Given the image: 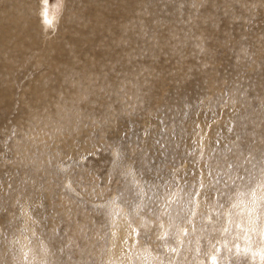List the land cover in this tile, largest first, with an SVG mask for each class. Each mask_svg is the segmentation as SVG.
I'll list each match as a JSON object with an SVG mask.
<instances>
[{
  "label": "rangeland",
  "instance_id": "rangeland-1",
  "mask_svg": "<svg viewBox=\"0 0 264 264\" xmlns=\"http://www.w3.org/2000/svg\"><path fill=\"white\" fill-rule=\"evenodd\" d=\"M38 2V43L0 51V264H264V0H133L134 45L108 14L59 70L79 7Z\"/></svg>",
  "mask_w": 264,
  "mask_h": 264
},
{
  "label": "bare ground",
  "instance_id": "bare-ground-1",
  "mask_svg": "<svg viewBox=\"0 0 264 264\" xmlns=\"http://www.w3.org/2000/svg\"><path fill=\"white\" fill-rule=\"evenodd\" d=\"M37 0H0V51L2 50L6 55L7 54H9L8 56L10 57V53H17V54H19V52H20V54L22 53V54H24V52H25V50H23V46H24V44L27 42V40H32L33 42H36V44L38 43V35H37V31L36 30H34V29H36L37 27L35 26V28H33V22L31 23V15H30V12H34V8H35V2H36ZM42 0H39V2H38V4H39V6L37 7V9L39 8V9H41V8H43L42 6H44V4L42 5V2H41ZM44 1H46V0H44ZM60 1V0H59ZM65 1H67V0H65ZM237 1V0H236ZM252 1V0H251ZM74 2L76 3L74 6H77V7H79L78 9H76V11L77 12H73V11H71L70 10V8L72 7V4H70V2H68L69 3V5L68 6H66L65 7V9H63L62 8V10L61 11H63V12H65L63 15H64V17H62V18H64V20H62V25L60 26L61 27V30L59 31V32H57L58 33V36H57V42L54 44V42H52L53 44H50L49 46H46L45 48H48V50H46V52L45 53H43L42 52V50H41V52H40V54L41 53H43V54H45V55H47V56H50L51 57V55H55V58L56 59H54V60H56L57 62H58V69H55L57 66H56V64L53 66V69H55V70H59V64H61V63H63V62H68L69 60L68 59H66L65 61H60V59H63V58H66V56H68L67 58H73L74 59V57H76V56H79V55H87V54H89V50H87V49H82L81 47H80V44H82V43H85L90 37H92V38H97L98 36H97V33H96V30H102L103 28V25H105L106 24V18L108 17V14L109 15H113L116 19L114 20V17L112 16H109L110 17V19L112 18L114 21H116V22H118V23H120L121 25H124L125 27V29H121V28H123L122 26H120V25H115V23H114V21H112L113 22V24H114V31L116 32L115 34H111V36H115L117 39H114V38H111L110 37V35L108 34V35H106V36H102L101 37V39H103L104 40V38H110V40L112 41V40H115V41H119L120 42V40H125V39H128V45L129 44H132V45H134V43L136 42L135 41V34H136V28L138 27L137 25H138V23H137V19H138V17L136 16V14H135V12H138V11H136V9L137 8H134V3H133V0H74ZM134 2H136V1H134ZM146 2V1H145ZM144 2V3H145ZM60 3H62V2H60ZM138 3V2H137ZM139 3H140V1H139ZM142 3H143V1H142ZM236 3V2H235ZM246 3H248V2H246ZM47 4V3H46ZM59 4V3H58ZM42 5V6H41ZM135 5H137L136 3H135ZM48 6H50L49 4H48ZM60 6H62V5H60ZM73 6V7H74ZM142 6V5H141ZM111 7L112 8H115V11L116 12H112L111 11ZM242 7V6H241ZM140 8V7H139ZM53 9H54V7H53ZM55 9H56V7H55ZM57 9H58V7H57ZM135 9V10H134ZM146 9H147V7H146ZM148 9H150L149 7H148ZM46 10V9H45ZM50 10H51V7H50ZM110 11V12H109ZM125 11H129V12H125ZM148 11V10H147ZM39 11H37L36 12V14L38 13ZM49 12V11H48ZM112 12V13H111ZM143 12V11H142ZM142 12H140L141 14H143ZM27 13V14H26ZM227 14H228V12H227ZM122 15H123V17H122ZM145 15V14H144ZM226 15V14H225ZM229 15V14H228ZM227 15V16H228ZM140 16H143V15H140ZM147 16V15H146ZM223 16V15H222ZM227 16H224V17H227ZM50 17V16H49ZM51 17H53V15L51 16ZM111 19V20H112ZM144 19V18H143ZM34 20V19H33ZM32 20V21H33ZM59 20H61V18L59 19ZM145 20V19H144ZM235 20V19H234ZM139 21V20H138ZM147 21V20H146ZM236 21V20H235ZM107 22H109V21H107ZM111 22V21H110ZM222 22V21H221ZM38 24V23H37ZM60 24V23H59ZM140 25V24H139ZM238 25V24H237ZM197 26V25H196ZM200 26V25H199ZM117 27H119V28H117ZM198 27V26H197ZM239 27V26H238ZM237 27V28H238ZM199 28V27H198ZM183 29V28H182ZM194 29H196V28H194ZM205 29V28H204ZM246 29V28H245ZM37 30H38V28H37ZM179 30H180V28H179ZM200 30V29H199ZM180 32V31H179ZM183 32V31H182ZM192 32V31H191ZM190 33V32H189ZM197 33V32H196ZM54 34V33H53ZM139 34H140V32H139ZM176 34H177V32H176ZM179 35L181 34V32L180 33H178ZM183 34V33H182ZM185 34H186V32H185ZM184 35V34H183ZM182 35V36H183ZM138 36L139 35H137V38H138ZM162 36V35H161ZM181 36V35H180ZM179 36V37H180ZM185 36V35H184ZM171 37H172V35H171ZM171 37L169 36V39H171ZM175 38L176 37H178V36H174ZM186 37V36H185ZM51 38V37H50ZM94 38V39H95ZM99 38V37H98ZM136 38V39H137ZM235 38V37H234ZM44 39H46L45 37H44ZM168 39V38H167ZM168 39V40H169ZM182 39H184V38H182ZM47 40V39H46ZM50 40H52V39H50ZM123 40V41H124ZM155 40V39H154ZM166 40V39H165ZM172 40V39H171ZM232 40V39H231ZM31 41V42H32ZM55 41V40H54ZM143 41V40H142ZM145 41V40H144ZM173 41V40H172ZM30 42V43H31ZM41 42H42V39H41ZM106 42V41H105ZM140 42V41H139ZM138 42V43H139ZM151 42V41H150ZM246 42V41H245ZM40 43V42H39ZM109 43V42H108ZM113 43L114 42H112V45H113ZM123 43V42H122ZM68 44H70V45H72V47H69L68 46ZM125 44V43H124ZM137 44V43H136ZM203 44V43H202ZM244 44V43H243ZM247 44V43H246ZM31 45V44H30ZM30 45H29V47H30ZM132 45H130V47L127 49V50H124L125 52V55L127 56V57H131V55H134L135 54V52H134V54H133V52H132ZM114 46V45H113ZM112 46V47H113ZM118 46V45H117ZM121 46V45H120ZM192 46V45H191ZM42 47V46H41ZM119 47V46H118ZM203 47V46H202ZM248 47V46H247ZM34 49V47L32 46L31 47V49ZM44 48V47H43ZM142 48V47H141ZM240 48V47H239ZM261 48V47H260ZM27 49H28V47H27ZM133 49L135 50V47H133ZM207 49V48H206ZM235 49V48H234ZM237 49V48H236ZM202 50V49H201ZM240 50V49H239ZM39 51V50H38ZM107 51H109V49H107ZM237 51V50H236ZM113 52V51H112ZM112 52H110V53H112ZM118 52H119V49H118ZM26 53H28L27 52V50H26ZM109 53V54H110ZM120 53H121V51H120ZM119 53V54H120ZM34 54V53H33ZM40 54H38L39 56H40ZM25 55V54H24ZM136 55V54H135ZM26 56V55H25ZM34 56V55H33ZM38 56V57H39ZM46 56V57H47ZM109 56V55H108ZM125 56V57H126ZM36 57V56H35ZM45 57V56H44ZM118 57H120V56H118ZM117 57V58H118ZM11 58V57H10ZM26 58V57H25ZM24 58V59H25ZM41 58V57H40ZM43 58V57H42ZM48 58V57H47ZM82 58V57H81ZM111 58V57H110ZM122 58H124V56L122 57ZM12 59V58H11ZM10 59V60H11ZM34 59V58H33ZM49 59V58H48ZM125 59H127V58H125ZM133 59V58H132ZM9 60V61H10ZM14 60V59H13ZM40 61H41V59H39ZM38 60V58H37V61H39ZM78 60V59H77ZM119 60H120V58H119ZM118 60V61H119ZM5 61H7V60H5ZM24 61V60H23ZM106 61V60H105ZM115 61H117V60H115ZM117 61V62H118ZM129 61V60H128ZM70 62V61H69ZM110 62V61H109ZM122 62V61H121ZM3 63H4V61H3ZM41 63V62H40ZM39 63V64H40ZM54 63V62H53ZM70 63H72V62H70ZM74 63V62H73ZM115 63V62H114ZM13 64H15V63H12V65ZM43 64V63H42ZM42 64H40V66L42 65ZM45 64V63H44ZM110 64V63H109ZM113 64V63H112ZM126 64V63H125ZM10 65V64H9ZM12 65H10L11 67H12ZM111 65V64H110ZM109 65V66H110ZM116 65V64H115ZM118 65V64H117ZM130 65V64H129ZM10 66H8V67H10ZM29 66V65H28ZM45 66V65H44ZM48 66V65H47ZM51 67H52V65H50ZM126 66V65H125ZM124 66V67H125ZM15 67V66H14ZM49 67V66H48ZM133 68V67H132ZM202 68V67H201ZM12 69V68H11ZM51 69V68H50ZM81 69V68H80ZM117 69V68H116ZM27 70V69H26ZM119 70V69H118ZM135 70V69H134ZM6 71V70H5ZM4 71V72H5ZM12 71V70H11ZM14 71V70H13ZM51 71V70H50ZM80 71V70H79ZM124 71V70H123ZM137 71V70H136ZM74 72V71H73ZM104 72V71H103ZM102 72V73H103ZM80 73V72H79ZM109 73V72H108ZM113 73V72H112ZM133 73V72H132ZM6 74V73H5ZM9 74H11L12 75V73H9ZM17 74H18V72H17ZM25 75H26V72L24 73ZM54 74V73H53ZM125 74V73H124ZM134 74H136V73H134ZM7 76H8V73L6 74ZM57 75V74H56ZM58 75H59V72H58ZM72 75V74H71ZM106 75H107V73H106ZM106 75H105V77H106ZM111 75V74H110ZM64 76H66V75H64ZM74 76H75V74H74ZM81 76V75H80ZM80 76H78V77H80ZM112 76V75H111ZM26 77H28V76H26ZM53 77V76H52ZM58 77V76H57ZM56 77V78H57ZM69 77V76H68ZM97 77H99L100 78V75L99 76H97ZM104 77V78H105ZM7 78H9V77H7ZM51 78V77H50ZM55 78V79H56ZM98 78V79H99ZM112 78V77H111ZM62 79V78H61ZM65 79H67V78H65ZM70 79V78H69ZM73 79H76V78H73ZM93 79V78H92ZM101 79V78H100ZM99 79V80H100ZM113 79V78H112ZM9 80H11V79H9ZM33 80V79H32ZM39 80H40V78H39ZM60 80V79H59ZM68 80V79H67ZM104 80V79H103ZM122 80V79H121ZM101 81H102V79H101ZM112 81V80H111ZM115 81V80H114ZM59 82V81H58ZM207 82V81H206ZM205 82V83H206ZM37 83V82H36ZM63 83V82H62ZM112 83V82H111ZM35 84V83H34ZM80 84V82L79 83H77L76 85H75V87L77 86V85H79ZM100 84V83H99ZM98 84V85H99ZM125 84V83H124ZM208 84V83H207ZM212 84V83H211ZM60 85H63V84H60ZM83 85V84H82ZM82 85H80L79 87H83ZM91 85V84H90ZM100 85H102V84H100ZM215 85V84H214ZM210 86V85H209ZM208 86V87H209ZM29 87V86H28ZM86 87V86H85ZM85 87H83V89L85 88ZM102 88H104L103 87V85L101 86ZM71 88H73V87H71ZM210 88V87H209ZM217 88V87H216ZM32 89V88H31ZM63 89V88H62ZM61 89V90H62ZM75 89V88H74ZM81 89V88H80ZM82 89V90H83ZM106 89V88H105ZM94 91H95V89H93ZM92 90V91H93ZM237 90V89H236ZM63 91V90H62ZM64 91H65V89H64ZM79 91V90H78ZM87 90H85L84 89V92H86ZM92 91H90V92H92ZM97 91V90H96ZM100 91V90H99ZM38 92H41L40 90L38 91ZM61 92V91H60ZM33 93H37V92H33ZM39 94V93H38ZM91 94H93V93H91ZM40 96H41V94H39ZM42 95H43V93H42ZM83 95V94H82ZM86 95V94H85ZM90 95V94H89ZM94 95V94H93ZM99 95V94H98ZM38 96V95H37ZM66 96H68V95H66ZM76 97H77V95H75ZM52 97V96H51ZM79 97V96H78ZM93 97V96H92ZM41 98V97H40ZM66 98H68V97H66ZM74 98V97H73ZM91 98V97H90ZM44 99V98H43ZM43 99H42V101H43ZM54 99V98H53ZM58 99V98H57ZM63 99H65V98H63ZM62 99V100H63ZM75 99V98H74ZM80 99V98H79ZM68 101H70V100H68ZM68 101H67V106H68ZM81 101V100H80ZM64 102H65V100H64ZM74 102V101H73ZM91 102V101H90ZM98 102V101H97ZM46 103V102H45ZM91 104H93V101H92V103ZM94 104H96L95 102H94ZM74 105V104H73ZM73 105H71V106H73ZM70 106V105H69ZM229 106V105H228ZM49 117V116H48ZM46 121H48V119H46ZM205 126V125H204ZM39 128V127H38ZM202 128V127H201ZM199 130V129H198ZM205 129H202V130H200V131H204ZM214 131V130H213ZM205 132V131H204ZM216 132V131H215ZM202 134V133H201ZM200 134V135H201ZM199 135V131H198V134H197V136ZM200 135H199V137H200ZM204 137L206 136V134H204L203 135ZM195 140V139H194ZM201 144H204V138L203 137H200V141H199ZM255 144H257L258 145V143H255ZM259 145H261V144H259ZM263 145V144H262ZM203 146V145H202ZM206 146V145H205ZM256 146V145H255ZM261 147V146H260ZM256 148H259L258 146L256 147ZM264 148V147H263ZM263 157V156H262ZM209 158V157H208ZM211 158V157H210ZM264 162V161H263ZM211 170V169H210ZM206 174H208V173H206ZM210 176V175H209ZM211 177L212 178H214V176H210V178H209V180L211 179ZM200 178V177H199ZM193 179V178H192ZM202 179H204L203 177H202ZM202 179H201V181H202ZM197 181H198V179H197ZM210 181H212V180H210ZM232 181V180H231ZM213 182V181H212ZM211 182V183H212ZM218 183V182H217ZM233 183V182H232ZM221 187V186H220ZM217 189H218V187H217ZM227 189V188H226ZM231 189V188H230ZM198 190V189H197ZM215 191V190H214ZM217 191V190H216ZM219 191H221V189L219 190ZM171 193V192H170ZM187 193V192H186ZM179 194V193H178ZM189 194V193H188ZM204 194V193H203ZM171 196V195H170ZM167 197V196H166ZM169 197V196H168ZM172 198V197H171ZM176 198V197H175ZM168 199V198H167ZM173 199V198H172ZM213 200V199H212ZM192 201V200H191ZM197 201V200H196ZM200 201V200H199ZM199 201H197V202H199ZM210 201V200H209ZM196 202V203H197ZM213 202V201H212ZM192 203H194V201H192ZM195 203V204H196ZM167 204V203H166ZM194 204V205H195ZM199 204H200V202H199ZM212 204V203H211ZM168 205V204H167ZM170 205V204H169ZM169 205H168V207H169ZM197 205V204H196ZM233 205H234V203H233ZM118 206V205H117ZM116 206V207H117ZM124 206V205H123ZM162 206V205H161ZM197 206H199V205H197ZM207 206V205H206ZM125 207V206H124ZM203 207V206H202ZM164 208H165V206H164ZM200 208L201 207H199V210H200ZM203 208H205V207H203ZM207 208V207H206ZM205 208V209H206ZM211 208V207H210ZM112 209H114V208H112ZM116 209H118V208H116ZM115 209V210H116ZM139 209V208H138ZM198 209V208H197ZM204 209V210H205ZM208 209V208H207ZM159 210V209H158ZM209 210V209H208ZM112 211V210H111ZM110 211V212H111ZM139 211V210H138ZM207 211V210H206ZM211 211V210H210ZM118 212V211H117ZM124 212V211H123ZM113 213H115L114 211H113ZM120 213V212H119ZM118 213V214H119ZM138 213V212H137ZM152 213V212H151ZM151 213H149V214H151ZM160 213V212H159ZM171 213V212H170ZM209 213V212H208ZM27 214V213H26ZM156 214V213H155ZM158 214V213H157ZM121 215V214H120ZM158 215H160V214H158ZM206 215H208V214H206ZM27 216H29V215H27ZM119 216V215H118ZM125 216V215H124ZM123 215H122V218H125V217H127V216H125L124 217ZM114 217V216H113ZM112 217V218H113ZM119 217H121V216H119ZM151 217V216H150ZM158 217V216H157ZM198 217V216H197ZM115 218H117V216L115 217ZM121 218V219H122ZM155 218V217H154ZM171 219V218H170ZM109 220V219H108ZM113 220V219H112ZM119 220H120V218H119ZM119 220H118V222H119ZM123 220V219H122ZM197 220H198V218H197ZM196 220V221H197ZM138 221V220H137ZM148 221V220H147ZM165 221V220H164ZM111 222V221H110ZM122 222V221H121ZM124 222H126V219H124L123 220V222L120 224V225H122V227L124 228V234H122V235H125V234H128V235H132L133 234V232H131L130 231V229H128V227L127 226H125L126 224H124ZM144 222L146 223V220H144ZM158 222V221H157ZM199 222V221H198ZM108 223H109V221H108ZM113 223V222H112ZM127 223H129V222H127ZM132 223V222H131ZM143 223V222H142ZM159 223V222H158ZM162 223H164V222H162ZM173 223H177V222H173ZM110 224V223H109ZM114 224V223H113ZM112 224V225H113ZM172 224V223H171ZM187 224H189V223H187ZM227 224V223H226ZM146 225V224H145ZM144 225V226H145ZM161 225V224H160ZM173 225V224H172ZM176 225V224H175ZM178 225H180V224H178L177 223V226ZM26 226L28 227V225L26 224ZM129 226H132V225H130L129 224ZM164 226V225H163ZM111 227V226H110ZM119 227V226H118ZM118 227H117V230H118ZM134 226H132L131 228H133ZM137 227V226H136ZM158 227V230H159V225L157 226ZM176 226H174V228H175ZM112 228H114V227H112ZM135 228V227H134ZM133 228V229H134ZM161 228V227H160ZM164 228H166L165 226H164ZM177 228H179V227H177ZM228 228V227H227ZM176 229V228H175ZM120 230V229H119ZM135 230V229H134ZM162 230V229H161ZM26 232L28 231V228L25 230ZM83 231V230H82ZM160 231V230H159ZM169 231V230H168ZM173 231H175V230H173ZM29 232V231H28ZM162 232V231H161ZM167 232V228H166V230H165V233ZM170 232V231H169ZM168 232V233H169ZM179 232V231H178ZM182 232V230L180 231V233ZM134 233H136V232H134ZM155 233H157V232H155ZM160 234H162V233H160ZM164 234V233H163ZM232 234V233H231ZM64 235V234H63ZM121 235V236H122ZM135 235V234H134ZM133 235V236H134ZM177 235H178V233H177ZM192 235H193V233H192ZM25 236V235H24ZM117 236V235H116ZM166 236V235H165ZM65 237V236H64ZM68 237V236H67ZM67 237H65V238H67ZM118 237V236H117ZM123 237H127V236H123ZM177 237H179V236H177ZM192 237V236H191ZM191 237H189L190 239H191ZM19 238V240L17 241V243H16V245L18 246V247H27V249L28 250H31V247H33V245H35V244H32V243H28L29 241H28V238H26V237H21V236H19L18 237ZM95 238V237H94ZM131 238H132V236H131ZM194 238H196V237H193V239ZM73 239V238H72ZM133 239V238H132ZM131 239V240H132ZM179 239V238H178ZM181 239V238H180ZM192 239V240H193ZM30 240V239H29ZM76 240V239H75ZM95 240H96V238H95ZM171 241H172V239H170ZM198 240V239H197ZM31 241V240H30ZM68 241H70V240H68ZM32 242V241H31ZM75 242V241H74ZM188 242V241H187ZM192 242V241H191ZM194 242V241H193ZM70 243V242H69ZM132 243H134L133 241H132ZM256 243V242H255ZM40 244V243H39ZM42 244V243H41ZM108 244V243H107ZM44 246V245H43ZM42 246V247H43ZM172 246V245H171ZM175 246V245H174ZM173 246V247H174ZM211 246V245H210ZM46 247H47V245H46ZM136 247V246H135ZM178 247V246H177ZM176 247V248H177ZM182 247V246H181ZM38 248H40V250H41V247H38ZM96 248V247H95ZM129 248V247H128ZM133 248V247H132ZM37 249V248H36ZM46 249V248H45ZM74 249V248H73ZM85 249V248H84ZM134 249V248H133ZM191 249V248H190ZM251 249V248H250ZM34 250V249H33ZM48 250V249H47ZM138 250V249H137ZM144 250V249H143ZM142 250V251H143ZM181 250V249H180ZM194 250V249H193ZM37 251V250H36ZM76 251V250H75ZM132 251V250H131ZM129 252V251H128ZM198 252V251H197ZM43 253V252H42ZM42 253H41V255H42ZM129 253H131V252H129ZM133 253V252H132ZM135 253V252H134ZM138 253L139 252H136L135 253V256H136V258L138 259ZM39 254V253H38ZM40 255V254H39ZM146 255H148L147 253H146ZM256 257V256H255ZM133 258H135V257H133ZM51 260V259H50ZM103 262V261H102ZM116 263V262H115Z\"/></svg>",
  "mask_w": 264,
  "mask_h": 264
}]
</instances>
